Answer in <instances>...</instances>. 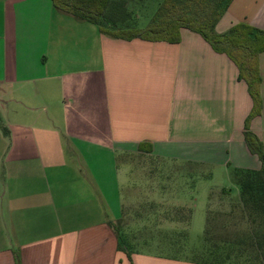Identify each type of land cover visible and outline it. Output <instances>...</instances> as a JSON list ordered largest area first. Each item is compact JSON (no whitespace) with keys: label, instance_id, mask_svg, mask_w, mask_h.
<instances>
[{"label":"crops","instance_id":"0c3cea01","mask_svg":"<svg viewBox=\"0 0 264 264\" xmlns=\"http://www.w3.org/2000/svg\"><path fill=\"white\" fill-rule=\"evenodd\" d=\"M238 23L264 30V0H233L216 32ZM258 64L261 113L249 129L264 152V52ZM237 75L186 29L177 44L114 39L51 0H0V264L14 252L21 264H210L119 249L113 227L133 202L122 188L147 169L119 160H152L148 182L165 189L153 197L178 211L173 230L188 210L189 230L199 188L213 193L198 183L209 170L260 168L243 139L252 102ZM221 191L220 205L238 200ZM209 196L206 218L218 202Z\"/></svg>","mask_w":264,"mask_h":264},{"label":"rangeland","instance_id":"374dc122","mask_svg":"<svg viewBox=\"0 0 264 264\" xmlns=\"http://www.w3.org/2000/svg\"><path fill=\"white\" fill-rule=\"evenodd\" d=\"M126 2L129 15L126 21L131 25L130 27L143 29L154 17L161 0H126ZM187 12L199 19L206 17L205 12H198L194 7L187 8ZM104 28L110 29L111 27L105 25ZM119 162L122 166L132 163L142 164L147 168L144 171L145 175L138 178L137 185L122 188L125 199L133 198L131 203L125 200L124 219L114 224L115 229L119 230L122 235V245L128 248L136 247L142 253L169 258L209 261L212 258L222 260L228 257L229 264L253 261L255 241L262 232L261 220L251 210L249 211L247 205L239 201L235 171L225 176L219 171L209 170L208 173L212 174V177L203 178L198 183L209 185V191L213 193L209 196L203 188H199L198 195L195 197L197 199L196 217L191 228L187 230L189 219L187 218L188 210H185V213L180 212L183 217L179 220L183 229L173 230L169 223L173 217L179 219L178 211L171 210L170 205L156 199L162 196L160 191L164 188L163 185H158L157 177L151 178L153 180L148 182L154 174L150 169L153 161L123 156ZM186 173V170H181L174 172V175L181 174L176 179L185 182L189 179L185 176ZM202 173L207 174V171H202ZM134 179L138 181L137 177ZM177 180L175 183H180ZM223 188L229 190L232 198L237 194L238 200L229 201L228 205L226 203L220 205L219 198L223 199L226 196L221 191ZM173 189L180 198L188 201V194L183 187L174 185ZM149 195L152 196L149 197ZM153 195H157L156 198ZM208 196L217 199L218 202L209 205L211 212L206 218L203 203L207 201ZM224 206H227L228 211L223 213L221 211L227 209Z\"/></svg>","mask_w":264,"mask_h":264},{"label":"trees","instance_id":"16d2710c","mask_svg":"<svg viewBox=\"0 0 264 264\" xmlns=\"http://www.w3.org/2000/svg\"><path fill=\"white\" fill-rule=\"evenodd\" d=\"M232 1L161 0L150 23L145 28L138 29L130 27L126 21L129 18L126 0H51L56 10L79 21L96 25L103 35L114 39L177 44L180 41V31L189 30L199 35L214 52L225 55L234 64L238 72L237 79L246 84L252 102L251 111L244 122L243 139L248 151L260 162L259 170L235 171L239 201L260 218L262 226V232L255 241L253 261L243 264H264V152L261 141L249 129L251 120L261 113L258 58L264 52V30L247 23H238L224 33H217L216 26ZM192 7L198 12H205V19L196 18L187 12V8ZM105 25L111 28L106 29ZM147 152H150L149 146ZM115 231L119 249L128 252V247L121 244L120 231ZM13 257L14 264H21L17 252L13 253ZM229 262L228 257L209 260L210 264Z\"/></svg>","mask_w":264,"mask_h":264}]
</instances>
